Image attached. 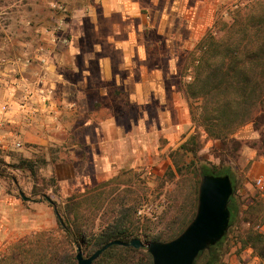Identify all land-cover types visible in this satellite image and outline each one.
I'll return each mask as SVG.
<instances>
[{
    "label": "rangeland",
    "instance_id": "1",
    "mask_svg": "<svg viewBox=\"0 0 264 264\" xmlns=\"http://www.w3.org/2000/svg\"><path fill=\"white\" fill-rule=\"evenodd\" d=\"M92 1L0 0V256L36 234L45 232L57 239L65 235L46 198L59 206L79 201L80 213L94 217L97 229L116 217L123 199L130 228L147 244L146 228L165 236L193 220L202 164L232 169L241 207L239 221L264 193V185H257L264 174V158L245 147L235 161L221 165L216 155L221 145L192 122L184 94V84L192 80L200 56V40L208 32L224 36V24L241 20L258 0H213L215 10L208 3L207 12L198 11V17L206 13L209 24L198 25L193 34L181 27L176 42L168 37L169 28L147 35L154 54H177L172 64L168 57L156 60L159 66L177 68L176 74L168 75L170 103L154 100L149 106H130L111 91L83 108L81 115L63 100L67 89L63 84L76 78L64 54L75 10ZM164 1L150 3L151 22L163 16L157 11ZM183 14L193 17L196 11ZM191 36L198 40L185 42ZM85 120L90 123L84 125ZM197 133L202 148L196 158L174 155ZM235 137L253 141L259 134L249 123ZM20 158L39 163L44 158L48 164L33 176L15 167ZM259 226L264 224L257 223L255 230ZM249 227L241 222L229 228L219 264H264L251 249L240 251L238 235ZM78 246L74 244V257ZM82 250L85 257L95 252L91 244ZM205 263L203 254L196 264Z\"/></svg>",
    "mask_w": 264,
    "mask_h": 264
},
{
    "label": "trees",
    "instance_id": "2",
    "mask_svg": "<svg viewBox=\"0 0 264 264\" xmlns=\"http://www.w3.org/2000/svg\"><path fill=\"white\" fill-rule=\"evenodd\" d=\"M219 17V16H218ZM219 21H216V26ZM216 28V27H215ZM224 36L217 37L208 32L197 45L200 56L195 63L192 80L184 84V94L189 102L191 120L202 127L207 138L219 142L222 150L216 155L220 164L226 160H236L245 147L256 151V157H264V0H258L249 8L241 20L232 25L224 24ZM251 123L259 137L253 141H243L235 137L236 132ZM202 148L201 136L197 133L185 141L174 155H191L196 158ZM48 164L44 158L39 162L19 159L15 166L37 175L40 167ZM181 172L179 163L175 166ZM202 175H229L235 191L229 202L231 212L230 227L245 222L249 228L239 233L240 251L251 249L264 263V233L254 226L264 224V193L258 195L244 212L239 221L240 204L237 202V184L230 167L200 165ZM46 200L55 209L60 228L65 232L61 239L52 234L40 233L28 240L17 242L4 255L0 264H78L73 256L74 244H91L95 252L114 240L129 242L137 238L130 228L127 208L118 203L120 216L100 228H95V218L80 213V202L59 206ZM117 204V205H118ZM194 217V216H193ZM193 218H191L192 220ZM129 224V225H128ZM187 223L167 235L154 234L146 228L143 236L146 241H171L183 232ZM225 238L217 245L200 254H206V263L219 264L224 253ZM93 264H153L152 256L146 248L135 249L113 245Z\"/></svg>",
    "mask_w": 264,
    "mask_h": 264
},
{
    "label": "crops",
    "instance_id": "3",
    "mask_svg": "<svg viewBox=\"0 0 264 264\" xmlns=\"http://www.w3.org/2000/svg\"><path fill=\"white\" fill-rule=\"evenodd\" d=\"M147 1L146 4L144 0H93L75 10L69 22V42L64 54V58L71 61L70 74L76 77L63 84L67 88L63 92L67 107L83 115V108L111 91L123 96L130 106H149L154 100L171 102L168 75L176 74L177 68L159 66L156 60L168 57L172 64L177 54H154L147 35L151 31L165 33L169 28L171 34L168 37L176 42L180 39L181 27L193 34L198 25H208L206 13L198 17V11L207 12L208 3L215 10V4L213 0H195L193 3L192 0H165L157 11L163 16L159 15L160 19L156 17L151 22L150 3L161 0ZM183 11H196L197 18L184 17ZM193 40L198 38L191 36L185 42ZM87 123L90 120L84 121V125Z\"/></svg>",
    "mask_w": 264,
    "mask_h": 264
},
{
    "label": "water",
    "instance_id": "4",
    "mask_svg": "<svg viewBox=\"0 0 264 264\" xmlns=\"http://www.w3.org/2000/svg\"><path fill=\"white\" fill-rule=\"evenodd\" d=\"M234 182L229 175H202L196 214L184 231L167 242H149L136 238L129 242L114 240L90 257H85L81 246L77 247L78 264H93L113 245L146 248L153 264H196L200 254L217 245L230 228L229 202L234 195ZM22 198L26 197L22 194ZM208 264V263H205Z\"/></svg>",
    "mask_w": 264,
    "mask_h": 264
},
{
    "label": "built area",
    "instance_id": "5",
    "mask_svg": "<svg viewBox=\"0 0 264 264\" xmlns=\"http://www.w3.org/2000/svg\"><path fill=\"white\" fill-rule=\"evenodd\" d=\"M4 108H5V107H4ZM257 185H258L259 187H262V186L264 185V179H263V178H259V179L257 180ZM258 229L261 230V231H264V226H259Z\"/></svg>",
    "mask_w": 264,
    "mask_h": 264
}]
</instances>
